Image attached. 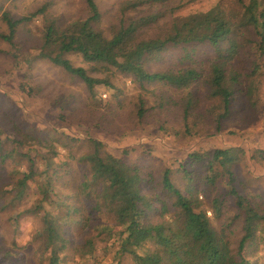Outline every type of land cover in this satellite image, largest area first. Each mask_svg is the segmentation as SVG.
<instances>
[{
  "label": "rangeland",
  "instance_id": "374dc122",
  "mask_svg": "<svg viewBox=\"0 0 264 264\" xmlns=\"http://www.w3.org/2000/svg\"><path fill=\"white\" fill-rule=\"evenodd\" d=\"M94 1L100 14L97 28L109 36L118 26L120 6L127 0ZM251 1H144L133 15L147 14L153 9L161 11V17L149 29L150 34L165 33L183 18L212 9L229 19L232 30L217 45L208 40L187 43L188 56L182 61L179 58L185 55L184 52L172 48L148 63L149 71L166 69L176 73L184 66L194 69L198 77L189 90L178 91L172 85L161 83L141 87L129 75L114 69L104 71L98 64L84 61L77 53H65L63 57L73 66L83 67L90 76L98 79L107 77L112 84L111 87L98 84L94 93L89 94L79 78L40 55L45 26L50 22L63 26L86 18L89 12L85 0H0L2 34L9 31L1 17L3 13L16 20L46 7L44 13L17 25L13 45L0 37L1 264H21L22 260L31 261V264H47L45 258H38L39 253L34 254V242L28 244L39 220L37 215L26 210L32 208L35 211L36 206L41 205V209L36 211L41 214L47 209L51 211L54 205L49 198L43 201L42 193L37 190V186L45 182L42 177H37V182L31 180L27 183L21 200L9 203L14 194L12 186L19 172L25 171L28 158L35 159L38 170L44 168V149L36 145L32 146L37 148L14 145L17 128L61 142L55 145L57 155L52 161L56 166L70 163V169L73 168L70 174L60 177L68 186L74 182L79 184V171L75 170L78 165L69 157L67 147L82 152L85 146L84 143H76V140L71 141L69 137L100 140L110 153L119 156L127 152V158L148 166L145 170H151L157 176L161 167H167L171 171L170 178L180 189L184 181L174 171L188 153L231 147L239 151L238 163L233 167V184L238 193L250 202L264 203V57L257 51L258 35L251 25L246 24L243 14L244 7ZM258 12H264V0H257ZM217 59L226 62L227 75L231 71L247 73L255 63L257 67V72L240 82L235 89L225 117H220L222 101L212 94L209 81L211 66ZM140 99L143 101L141 116L138 115ZM185 106L186 114L183 111ZM3 154L7 157L2 158ZM221 183L227 188L224 182ZM69 192V188L68 192L53 188L49 197L54 200L61 193L69 195ZM206 210L207 215H211L209 209ZM236 210L233 201L229 200L221 216L226 220L233 219L230 233L234 239L240 235L241 224ZM16 213L18 215L13 219ZM108 221V216L97 214L92 229L87 233L73 231L70 234L72 244L78 242L80 246L90 239L94 242L96 248L91 256L83 254L85 249H77V255L72 256L70 243V249L60 253L59 263L132 264L128 256L117 254L114 257V248H110L112 239L109 240L107 234L95 235L97 226ZM152 245V242L145 243L140 251L150 249ZM245 254L250 263L264 264V252L257 249V238L249 243Z\"/></svg>",
  "mask_w": 264,
  "mask_h": 264
},
{
  "label": "trees",
  "instance_id": "16d2710c",
  "mask_svg": "<svg viewBox=\"0 0 264 264\" xmlns=\"http://www.w3.org/2000/svg\"><path fill=\"white\" fill-rule=\"evenodd\" d=\"M144 1L149 0L124 1L120 6L118 26L106 36L97 28L100 14L95 1L85 0L89 12L86 18L63 26L54 22L45 26L40 55L79 78L89 94L94 93V87L98 84L107 87L112 84L107 77L98 79L90 76L83 67L73 66L63 57L65 53H77L84 61L98 64L104 71L114 69L129 75L141 87L161 83L172 85L178 91L189 90L198 77L194 69L184 66L176 73L166 69L149 71L148 63L172 48L184 52L185 55L179 58L182 61L188 56L186 44L189 42L208 40L212 45H217L231 32V22L212 9L189 15L171 25L165 33L154 35L149 33V29L157 23L161 11L153 9L147 14L133 15ZM45 8L43 6L16 20L3 13L1 17L9 31L7 34L0 33V37L13 45L17 25L44 13ZM243 14L246 24L251 25L258 35L257 51L264 57V12L257 13V0L246 5ZM255 65L247 73L231 71L227 75L224 60L217 59L212 64L209 81L212 94L222 101L220 117H225L229 112L239 83L257 72ZM142 104L140 99L139 116L143 113ZM183 111L186 114L187 106ZM15 132L18 136L14 139V145H36L45 151L42 155L44 168L40 171L35 159L28 158L25 171L19 172L12 186L14 194L9 203L23 198L29 181L37 182V177L44 179V184L40 187L39 184L37 190L42 193L43 201L49 198L54 204L52 210L38 214L36 211L41 209V205H37L35 211L32 208L26 211L37 215L39 220L28 244L34 242V254L39 253L38 258H45L47 264H60V253H65L73 243L70 234L73 231L87 233L92 229L97 214L108 216L109 221L98 225L95 235L107 234L109 240L112 239L110 248H114V257L117 254L120 257L128 256L132 264H252L245 251L255 238L257 249L264 252V203L250 202L238 193L233 184V167L239 160V151L234 148L188 153L174 171L184 181L180 189L170 178L171 171L167 167H161L157 176L155 172L145 170L148 166L127 158V152L119 156L110 153L100 140L69 137L71 141L76 140V143H84L85 146L82 152L67 147L69 157L78 165L75 170L79 171V184L74 182L68 186L60 177L70 174L73 169H70V163H63V167L62 163L56 166L52 161L57 155L55 145L61 142L18 128ZM5 157L7 155L3 154L2 158ZM221 182L227 188L221 186ZM53 188L67 192L69 188L71 195L70 192L69 195L61 193L53 200L49 197ZM229 200L237 209L239 216L236 217L241 218L240 235L236 239L231 238L230 233L233 219L221 217ZM206 209L211 215H207ZM16 215L18 213L12 218ZM258 225L261 227L258 228ZM148 242H152V247L141 252ZM78 244H72V256L77 255V249H85L83 254L91 256L96 248L91 239L80 246ZM21 262L31 264V261Z\"/></svg>",
  "mask_w": 264,
  "mask_h": 264
}]
</instances>
